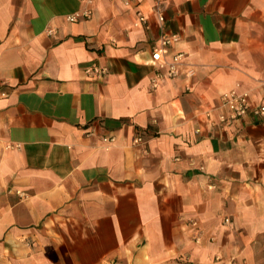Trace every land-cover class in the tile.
<instances>
[{
    "label": "crops",
    "instance_id": "crops-1",
    "mask_svg": "<svg viewBox=\"0 0 264 264\" xmlns=\"http://www.w3.org/2000/svg\"><path fill=\"white\" fill-rule=\"evenodd\" d=\"M82 7L0 0V264L264 263V0ZM233 89L250 109L222 127Z\"/></svg>",
    "mask_w": 264,
    "mask_h": 264
},
{
    "label": "built area",
    "instance_id": "built-area-1",
    "mask_svg": "<svg viewBox=\"0 0 264 264\" xmlns=\"http://www.w3.org/2000/svg\"><path fill=\"white\" fill-rule=\"evenodd\" d=\"M83 7L72 13L67 15L66 20L70 23L78 22L80 20H88L92 16L91 5L93 0H79ZM121 3L125 7H130L133 5L134 0H120ZM153 1V10L157 16L159 22H163V9L169 3L170 0H152ZM141 24L143 27H147V19L143 15V13L138 10L136 12V21L135 25ZM179 40V36L177 34L171 35H162L157 43L151 48V61L156 67V75L152 80V84H156L158 80L163 79L164 77L173 78L178 75V67L181 65V62L184 58L182 53H177L173 56L171 61H167L164 56L167 54V51L170 47H172ZM106 69L100 68L99 66L92 65L91 67L85 70V74L87 75H100L104 74ZM188 76H191V71L187 72ZM219 109H221V113L218 116L219 124L224 126L231 125L237 119L245 116L250 109V104L248 101V93L247 92H238L237 90H230L222 93L219 98ZM252 115L256 118L264 117V105L258 106L252 109ZM112 139L103 138V142H109ZM135 144L142 143V139L140 137H136L134 139ZM12 146H7L6 148H11ZM18 194L22 195L20 192ZM224 223L231 224L228 218L224 219ZM192 226H196V222H191ZM201 239L200 233H197L195 237V241L199 242ZM229 264H246L245 262L239 263L235 261H231ZM264 264V263H262Z\"/></svg>",
    "mask_w": 264,
    "mask_h": 264
}]
</instances>
